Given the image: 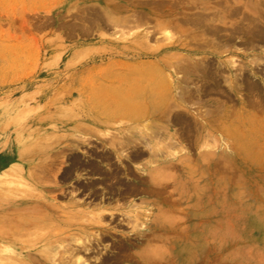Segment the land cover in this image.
<instances>
[{
  "label": "rangeland",
  "instance_id": "obj_1",
  "mask_svg": "<svg viewBox=\"0 0 264 264\" xmlns=\"http://www.w3.org/2000/svg\"><path fill=\"white\" fill-rule=\"evenodd\" d=\"M62 222L78 264H264V0H0V264Z\"/></svg>",
  "mask_w": 264,
  "mask_h": 264
},
{
  "label": "bare ground",
  "instance_id": "obj_2",
  "mask_svg": "<svg viewBox=\"0 0 264 264\" xmlns=\"http://www.w3.org/2000/svg\"><path fill=\"white\" fill-rule=\"evenodd\" d=\"M257 30V29H256ZM253 32V31H252ZM257 33H259L258 31H257ZM250 34V33H249ZM256 34V33H255ZM261 34V33H260ZM253 35V34H252ZM252 35H250V36H252ZM236 78H238V77H236ZM235 78V79H236ZM238 81V80H237ZM241 82V81H240ZM246 82H249L248 80L246 81ZM245 82V83H246ZM166 83V82H165ZM233 84V83H232ZM249 84V83H248ZM235 86V85H234ZM164 87V86H163ZM164 89V88H163ZM141 90V89H140ZM164 91V90H163ZM136 93H138L139 92V90L137 89V91H135ZM158 92H159V90H158ZM136 93H134V94H136ZM160 94H162V93H164V92H162L161 93V91L159 92ZM133 94V95H134ZM157 95H158V93H157ZM138 96V95H137ZM147 96V95H146ZM161 96H163V94L161 95ZM160 95L158 96V97H160V99L162 98ZM129 97V96H128ZM130 97H132V96H130ZM142 97H143V94H142ZM157 97V102H159L158 100H160L159 98ZM144 98V97H143ZM148 98V97H147ZM164 98V97H163ZM162 98V100H160L161 102H163V99ZM139 99V98H138ZM140 99H142V98H140ZM154 102H156V101H154ZM157 102L156 103H154L155 105H157ZM161 102H159V103H161ZM165 102V101H164ZM163 102V103H164ZM138 103V102H137ZM133 104V103H132ZM135 105H137V104H134L133 106L134 107H132V108H134L131 112H133V111H138L139 113H142V112H148L149 113V110H151V111H154V109H156V107L154 106H152V107H145L144 108V106L145 105H137L138 107H136ZM131 106V105H130ZM131 108V109H132ZM158 108V107H157ZM116 109V108H115ZM126 110V109H125ZM117 111V110H116ZM119 111H120V109H119ZM129 111V110H128ZM150 111V112H151ZM127 113V112H126ZM153 113V112H152ZM113 114V113H112ZM125 114V113H124ZM129 114H130V112H129ZM132 114V113H131ZM137 114V113H136ZM135 114V115H136ZM103 115V114H102ZM139 115V114H138ZM144 115V114H143ZM107 176V175H106ZM112 177V176H111ZM109 182V181H108ZM113 188V187H112ZM97 193V192H96ZM95 193V194H96ZM126 193V192H125ZM117 195V194H116ZM96 196V195H95ZM73 204H76V203H74V202H72ZM51 205V204H50ZM32 208V207H31ZM22 209H25V208H22ZM39 209V208H38ZM24 211V210H23ZM26 211V210H25ZM39 211V210H38ZM24 213H26V212H24ZM28 213H30V212H28ZM31 213H32V211H31ZM36 213V212H35ZM38 216V215H37ZM96 219V218H95ZM100 219V218H99ZM115 219V218H114ZM101 220V219H100ZM102 221V220H101ZM163 221V220H162ZM21 222V221H20ZM63 224H61V227L60 228H55V229H53L50 233H48V234H45V235H41L37 240H35V241H32L31 243H29V244H27V245H22V244H19L18 246V248L15 250V252H13V254H12V256H8L7 257V259L8 260H11V261H15V263H13V264H78V263H82L81 262V258L80 257H78V258H76L74 261H73V257L74 256H72L75 252L76 253H79V252H81L82 250L81 249H85L86 251H89L90 252V250H92V249H86V247H87V244H85V243H80V242H78V245H77V247H76V249H74V250H72V252H74L73 254H72V252L71 253H68V251H70L69 249H66L64 246H68V244L69 243H67V244H65L64 246H63V243H64V239H62V236L64 235V233H66V232H68L69 230H70V228L73 226V223H71V222H68V223H65V222H62ZM86 224V223H85ZM31 225V224H30ZM26 227V226H25ZM82 228V227H81ZM90 228H92V229H95L96 231H98V235L97 236H100V239L102 238V237H104L107 233H108V230L105 228V227H103V226H101V225H91L90 226ZM24 230H27L26 228H24V224L22 225H20V227L18 228V230H17V233H20L21 231H24ZM84 230H85V228H84ZM8 231V230H7ZM85 231H88V230H85ZM84 231V232H85ZM9 237V236H8ZM69 238H73V237H69ZM84 239V238H83ZM85 240V239H84ZM92 240V239H91ZM119 240V239H118ZM127 241V240H126ZM92 242V241H91ZM66 243V242H65ZM38 244H43L45 247H46V250H43V249H40V248H35V246L36 245H38ZM56 244V245H55ZM58 244V245H57ZM92 244V243H91ZM98 244V243H97ZM120 244V243H119ZM93 245H94V243H93ZM66 246V247H67ZM98 246V245H97ZM53 247V248H52ZM70 247H72L71 245H70ZM93 247V246H92ZM90 248H91V246H90ZM94 248V247H93ZM121 248V247H120ZM150 248V247H149ZM52 249H54L55 250V256H57V254H58V257L56 258V257H54L53 255H51V252H49L48 253V251L50 250H52ZM95 249V248H94ZM97 249V248H96ZM96 249H95V251H96ZM48 250V251H47ZM58 250V251H57ZM81 250V251H80ZM85 250H84V253H85ZM118 250H119V248H118ZM97 251H99V250H97ZM102 251V250H101ZM120 251V250H119ZM122 251V250H121ZM150 251V250H149ZM100 252V251H99ZM54 252H52V254H53ZM88 253V252H87ZM127 253V252H126ZM83 254V253H82ZM94 254V253H93ZM97 254H99V253H97ZM96 254V255H97ZM119 254H120V252H119ZM146 254V253H145ZM78 255V254H77ZM81 255V254H80ZM89 255V254H88ZM148 255V254H147ZM128 256V255H127ZM96 257V256H95ZM119 257V256H118ZM141 257H142V255H141ZM146 257V256H145ZM56 258V259H55ZM100 258V257H99ZM98 258V259H99ZM121 258V257H120ZM131 258H133V257H131ZM134 259V258H133ZM149 258H147V259H143L145 262L148 260ZM100 260H101V258H100ZM104 260V259H103ZM141 260V259H140ZM105 261H106V259H105ZM149 261V260H148ZM110 262V261H109ZM102 263V262H101ZM107 263V262H106ZM112 263H113V261H112ZM95 264V263H94Z\"/></svg>",
  "mask_w": 264,
  "mask_h": 264
}]
</instances>
